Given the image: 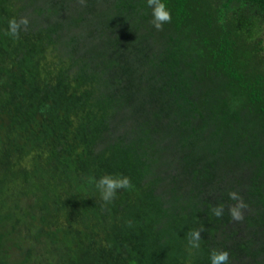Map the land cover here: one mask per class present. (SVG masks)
I'll list each match as a JSON object with an SVG mask.
<instances>
[{
  "label": "trees",
  "instance_id": "16d2710c",
  "mask_svg": "<svg viewBox=\"0 0 264 264\" xmlns=\"http://www.w3.org/2000/svg\"><path fill=\"white\" fill-rule=\"evenodd\" d=\"M162 2L0 0V264H264V0Z\"/></svg>",
  "mask_w": 264,
  "mask_h": 264
},
{
  "label": "clouds",
  "instance_id": "9594fccd",
  "mask_svg": "<svg viewBox=\"0 0 264 264\" xmlns=\"http://www.w3.org/2000/svg\"><path fill=\"white\" fill-rule=\"evenodd\" d=\"M83 2V0H81ZM148 6L152 9V25L157 30H162L165 23H170L172 16L167 8V5L162 0H147ZM29 20L27 17H21L19 20L11 18L8 20V28L5 31V35L10 36L13 39H18L21 27H27ZM91 182L94 183L95 188L100 193V202L103 205L113 202L117 196V192L120 189L132 188L131 179L122 174H102L99 178L91 177ZM229 198L236 201L234 205L229 206V215L233 221H243V210L248 206L244 203L243 198L239 193L233 191L229 192ZM212 213L216 217H222L224 213V205L214 206L211 209ZM204 228L190 230L186 236L188 243L192 249H198L200 247L201 233ZM229 252L226 250L213 249L210 253V264H228Z\"/></svg>",
  "mask_w": 264,
  "mask_h": 264
},
{
  "label": "rangeland",
  "instance_id": "374dc122",
  "mask_svg": "<svg viewBox=\"0 0 264 264\" xmlns=\"http://www.w3.org/2000/svg\"><path fill=\"white\" fill-rule=\"evenodd\" d=\"M264 40V39H263Z\"/></svg>",
  "mask_w": 264,
  "mask_h": 264
}]
</instances>
